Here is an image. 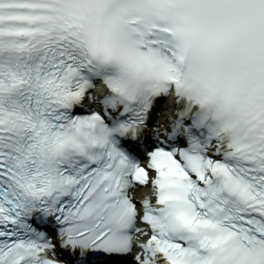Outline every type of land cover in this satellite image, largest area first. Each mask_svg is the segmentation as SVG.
<instances>
[{"label": "snow or ice", "instance_id": "1", "mask_svg": "<svg viewBox=\"0 0 264 264\" xmlns=\"http://www.w3.org/2000/svg\"><path fill=\"white\" fill-rule=\"evenodd\" d=\"M0 264H264V0H0Z\"/></svg>", "mask_w": 264, "mask_h": 264}]
</instances>
